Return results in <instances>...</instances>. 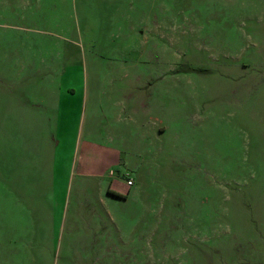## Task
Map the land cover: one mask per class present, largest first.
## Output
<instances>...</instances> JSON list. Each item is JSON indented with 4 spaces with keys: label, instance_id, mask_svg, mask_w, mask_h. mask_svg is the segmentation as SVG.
Listing matches in <instances>:
<instances>
[{
    "label": "rangeland",
    "instance_id": "obj_1",
    "mask_svg": "<svg viewBox=\"0 0 264 264\" xmlns=\"http://www.w3.org/2000/svg\"><path fill=\"white\" fill-rule=\"evenodd\" d=\"M11 110L0 264H264V0H0Z\"/></svg>",
    "mask_w": 264,
    "mask_h": 264
},
{
    "label": "crops",
    "instance_id": "obj_2",
    "mask_svg": "<svg viewBox=\"0 0 264 264\" xmlns=\"http://www.w3.org/2000/svg\"><path fill=\"white\" fill-rule=\"evenodd\" d=\"M9 115H10L9 120L7 122H5V119H2L3 115L0 116V123H10L12 121L13 116H14V111L11 110ZM20 116H24V115H20ZM38 128H36L34 130V132L32 133L33 135L26 133V132H23L20 134L12 133V132H10L9 134H4V135L0 134V164L2 162V157L4 155H8L11 160L13 157H15V161H16L17 141H18L19 137L23 138L22 136H24V137H29L31 139L35 138V139L39 140L40 139L39 137H42V132Z\"/></svg>",
    "mask_w": 264,
    "mask_h": 264
},
{
    "label": "built area",
    "instance_id": "obj_3",
    "mask_svg": "<svg viewBox=\"0 0 264 264\" xmlns=\"http://www.w3.org/2000/svg\"><path fill=\"white\" fill-rule=\"evenodd\" d=\"M129 184V182L127 181V185Z\"/></svg>",
    "mask_w": 264,
    "mask_h": 264
}]
</instances>
